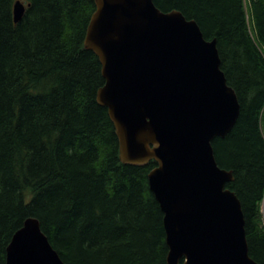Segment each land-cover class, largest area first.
<instances>
[{
	"label": "trees",
	"instance_id": "1",
	"mask_svg": "<svg viewBox=\"0 0 264 264\" xmlns=\"http://www.w3.org/2000/svg\"><path fill=\"white\" fill-rule=\"evenodd\" d=\"M153 2L217 40L240 115L213 148L233 171L227 188L241 202L249 253L264 264V0ZM95 9V0H0V264L30 217L67 264H168L164 213L148 180L157 163L120 161L97 102L102 65L84 46Z\"/></svg>",
	"mask_w": 264,
	"mask_h": 264
},
{
	"label": "water",
	"instance_id": "2",
	"mask_svg": "<svg viewBox=\"0 0 264 264\" xmlns=\"http://www.w3.org/2000/svg\"><path fill=\"white\" fill-rule=\"evenodd\" d=\"M95 5L84 46L102 65L97 102L114 125L120 161L157 163L148 180L164 213L167 263L259 264L249 253L241 202L227 188L233 171L218 165L213 148L240 115L217 40L153 0ZM16 6L19 22L25 6ZM7 264L67 263L30 217L12 237Z\"/></svg>",
	"mask_w": 264,
	"mask_h": 264
},
{
	"label": "bare ground",
	"instance_id": "3",
	"mask_svg": "<svg viewBox=\"0 0 264 264\" xmlns=\"http://www.w3.org/2000/svg\"><path fill=\"white\" fill-rule=\"evenodd\" d=\"M18 2H20L21 4H24L22 1H17L16 3H15V5H14V18L16 17V15H17V4H18Z\"/></svg>",
	"mask_w": 264,
	"mask_h": 264
}]
</instances>
